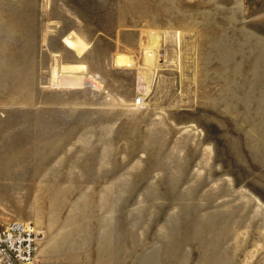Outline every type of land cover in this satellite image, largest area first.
Returning a JSON list of instances; mask_svg holds the SVG:
<instances>
[{
  "label": "rangeland",
  "instance_id": "obj_1",
  "mask_svg": "<svg viewBox=\"0 0 264 264\" xmlns=\"http://www.w3.org/2000/svg\"><path fill=\"white\" fill-rule=\"evenodd\" d=\"M0 75L49 132V174L0 197L39 264H264V0H0Z\"/></svg>",
  "mask_w": 264,
  "mask_h": 264
},
{
  "label": "crops",
  "instance_id": "obj_2",
  "mask_svg": "<svg viewBox=\"0 0 264 264\" xmlns=\"http://www.w3.org/2000/svg\"><path fill=\"white\" fill-rule=\"evenodd\" d=\"M14 22H29L31 23L26 28L29 31H34L35 26L32 22H37L36 19H22V20H13ZM39 21V20H38ZM14 28H19V25L12 26ZM40 25H38V31ZM27 30V29H26ZM27 30V31H28ZM62 40V39H61ZM62 43V41H61ZM63 44V43H62ZM64 45V44H63ZM34 51V56L30 58L32 65V79H34L35 71L38 69V57L39 51ZM75 55V54H74ZM76 56V55H75ZM79 56H76V60L70 61L61 65H73L79 63ZM117 57L115 58V63ZM117 65V64H116ZM1 76V75H0ZM68 81V79H66ZM70 84V80L68 82ZM1 85V82H0ZM35 85V83H33ZM34 98L32 99V101ZM6 103V108L2 109V103ZM18 97L17 95L8 97V99H3L0 95V197H16L21 196L18 193V186L14 183L17 182H28L32 180H40V176H46L49 174V165L51 159L50 153V141L47 131L46 137L42 134L44 131V121L38 120L42 119L39 115H35L36 110H19L18 108ZM27 114V115H26ZM24 117L28 118L27 127L31 129V140H26L25 142H18L17 135L12 134L18 129V118ZM49 129V127L47 128ZM9 134H5L6 132ZM28 139V138H27ZM58 162L54 163L56 166ZM23 166L26 167L25 171L18 170L17 167ZM27 172V173H26ZM25 173L29 176L34 175L32 178H20L18 175ZM8 183V184H3ZM29 196H35L34 193L27 194ZM14 220L12 218L8 221ZM37 263L39 264L38 260Z\"/></svg>",
  "mask_w": 264,
  "mask_h": 264
},
{
  "label": "built area",
  "instance_id": "obj_3",
  "mask_svg": "<svg viewBox=\"0 0 264 264\" xmlns=\"http://www.w3.org/2000/svg\"><path fill=\"white\" fill-rule=\"evenodd\" d=\"M141 99H136L139 105ZM38 234L30 222L11 221L0 225V264H38Z\"/></svg>",
  "mask_w": 264,
  "mask_h": 264
},
{
  "label": "bare ground",
  "instance_id": "obj_4",
  "mask_svg": "<svg viewBox=\"0 0 264 264\" xmlns=\"http://www.w3.org/2000/svg\"><path fill=\"white\" fill-rule=\"evenodd\" d=\"M74 34V33H73ZM73 34H68L67 36H65L64 38H62V43L64 44V46L70 50L72 53H74L77 57L81 56L84 51L88 48V45L85 44V42L83 40H81L79 37H77L75 34V36ZM116 64L118 66H128L130 64V61H128L125 58L122 57H117V61ZM85 70V66L82 65H63L61 67V72L62 73H73L75 71H82ZM54 74H56V71L53 72ZM56 81V79L54 80ZM76 82L71 81V85L74 84ZM63 84V82H62ZM55 86V85H54ZM142 104V100L139 103V105ZM139 105H136L134 102V106L138 107ZM141 107V106H140Z\"/></svg>",
  "mask_w": 264,
  "mask_h": 264
}]
</instances>
